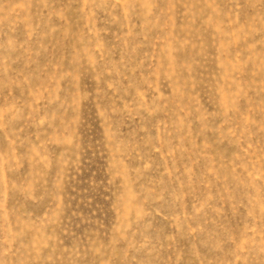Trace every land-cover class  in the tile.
<instances>
[{
  "label": "rangeland",
  "instance_id": "obj_1",
  "mask_svg": "<svg viewBox=\"0 0 264 264\" xmlns=\"http://www.w3.org/2000/svg\"><path fill=\"white\" fill-rule=\"evenodd\" d=\"M0 264H264V0H0Z\"/></svg>",
  "mask_w": 264,
  "mask_h": 264
}]
</instances>
